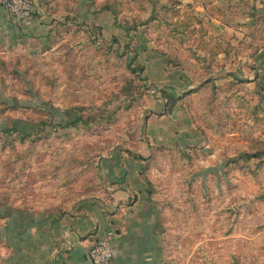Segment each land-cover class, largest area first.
Returning a JSON list of instances; mask_svg holds the SVG:
<instances>
[{
	"label": "rangeland",
	"instance_id": "1",
	"mask_svg": "<svg viewBox=\"0 0 264 264\" xmlns=\"http://www.w3.org/2000/svg\"><path fill=\"white\" fill-rule=\"evenodd\" d=\"M34 1L52 21L45 41L0 29V227L95 199L108 186L100 161L129 154L145 159L157 197L158 264H264V90L228 72L232 47L219 46L213 13L198 0ZM148 42L191 73L179 95L193 141L144 148L159 92L142 65Z\"/></svg>",
	"mask_w": 264,
	"mask_h": 264
},
{
	"label": "crops",
	"instance_id": "2",
	"mask_svg": "<svg viewBox=\"0 0 264 264\" xmlns=\"http://www.w3.org/2000/svg\"><path fill=\"white\" fill-rule=\"evenodd\" d=\"M58 2L53 0L51 4ZM197 3L205 14L213 13L210 19L213 30L225 42L219 46L232 47L227 55L228 72L243 76L264 90V0H198ZM240 8L246 12L242 14ZM81 9L85 12L84 19L91 18L88 7ZM41 10L36 9L30 23L18 26L13 25L0 4V29L12 31L13 37L21 41L29 38L45 41L53 25L46 11ZM254 15L263 16V20L257 23ZM256 28L258 33L253 34ZM146 44L147 47L142 46L146 51L144 61H139H143L147 79L158 84L159 92L149 104L151 115L146 123L149 140L144 148L175 147L193 141L196 130L179 95L180 91L184 93L193 87L191 73L169 69L156 47ZM142 47L138 45V49ZM220 72L224 70L217 73ZM167 98L176 102L169 105ZM156 119L162 125H156ZM141 154L146 157V153ZM100 167L108 186L95 199L83 201L58 215L25 211L5 217L0 227V264H92L87 253L109 230L114 231L112 241L116 248L112 264H158L163 250L159 243V207L157 197L150 194L143 178L145 159L122 154L101 160Z\"/></svg>",
	"mask_w": 264,
	"mask_h": 264
},
{
	"label": "built area",
	"instance_id": "3",
	"mask_svg": "<svg viewBox=\"0 0 264 264\" xmlns=\"http://www.w3.org/2000/svg\"><path fill=\"white\" fill-rule=\"evenodd\" d=\"M0 4L17 25L30 23L34 19L36 13L34 0H0ZM113 237L114 231L109 230L89 249L87 257L92 264L111 263L116 256Z\"/></svg>",
	"mask_w": 264,
	"mask_h": 264
},
{
	"label": "trees",
	"instance_id": "4",
	"mask_svg": "<svg viewBox=\"0 0 264 264\" xmlns=\"http://www.w3.org/2000/svg\"><path fill=\"white\" fill-rule=\"evenodd\" d=\"M168 99V98H167ZM171 98H169L168 100H170ZM173 100V99H172ZM175 101V100H173ZM76 120H82V119H75V120H72V119H69L66 123L67 126H71V125H74L76 123Z\"/></svg>",
	"mask_w": 264,
	"mask_h": 264
}]
</instances>
